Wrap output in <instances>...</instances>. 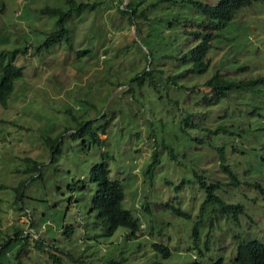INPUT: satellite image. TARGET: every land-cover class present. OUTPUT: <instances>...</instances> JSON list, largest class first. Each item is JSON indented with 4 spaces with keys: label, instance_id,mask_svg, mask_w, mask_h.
<instances>
[{
    "label": "rangeland",
    "instance_id": "1",
    "mask_svg": "<svg viewBox=\"0 0 264 264\" xmlns=\"http://www.w3.org/2000/svg\"><path fill=\"white\" fill-rule=\"evenodd\" d=\"M3 1L7 7V20L0 17L3 44L28 47L15 58L23 66L22 77L14 81L5 104H0V244L7 242L0 251V264H105L122 257L114 264H147L153 259L159 264H216L217 259L221 260L218 264H230L228 256L232 249L234 252L236 241L256 239L264 243V79L250 88L233 89L234 100L189 106L196 112L191 118L201 120L203 127L213 123L227 129L225 132L197 127L184 128L183 132L164 111H154L152 125L146 128L149 114L141 116L138 112L149 111L148 103L138 108L130 95H122L123 101L112 96L124 86L113 88L105 100L102 98L111 87L105 80H124L139 71L146 64L143 53L149 48L144 37L136 34L135 26L112 6L117 0H78L99 4L95 10L83 8L69 21L74 27L73 48L89 47L92 51L75 63L73 50L64 44L44 49L43 54L34 51L44 33L54 27V18L40 15L38 8H65V0ZM260 9L262 16L264 0L238 11L236 19L243 22L237 24L234 33H223L222 29V48L211 50V66L206 71L189 79L188 67L163 60L166 74L178 70L185 85L194 83L199 90L207 91L201 82L228 54L229 59L219 70L223 75L236 79L264 76V39H260L263 34L254 24ZM191 40L189 36L185 46L192 44ZM232 41L237 43L233 46ZM225 42L231 45V52L225 51ZM199 95L196 91L193 94ZM90 102L102 110L107 103L119 112L126 108L105 133H99L101 138L106 136L101 147L69 136L76 122L64 108H70L76 117L87 111L92 115ZM182 102L187 105V100ZM137 109L140 119L133 116ZM158 117L166 124L161 125ZM55 136L56 151L43 143L44 138ZM162 140L172 146L173 156L164 155L165 149L158 147L162 156L149 181L141 176L142 169L151 148ZM103 150L109 154V176L123 187L121 205L139 216L141 226L134 231L136 238H127L128 228L120 226L112 234L103 235L93 224L94 212L89 211L88 200L94 183L88 180V168L101 158ZM221 157L235 180L221 170ZM33 161L38 165L31 171ZM199 174L206 182L222 183L213 193L224 203L242 206L236 218L221 214L216 202L199 210L205 196ZM144 198L148 212L140 213L139 203ZM144 216L148 219L143 220ZM210 220L213 225L206 244ZM196 221L199 238L194 244L191 228ZM65 224L73 225L70 235L63 233ZM18 230L22 233L14 239ZM28 230L38 238L27 235ZM25 236L28 244H24ZM37 242L43 250L34 245ZM151 242L166 245L169 255L162 257L152 249ZM50 252L59 254L60 261H54Z\"/></svg>",
    "mask_w": 264,
    "mask_h": 264
},
{
    "label": "trees",
    "instance_id": "2",
    "mask_svg": "<svg viewBox=\"0 0 264 264\" xmlns=\"http://www.w3.org/2000/svg\"><path fill=\"white\" fill-rule=\"evenodd\" d=\"M256 1L258 0H127L123 4L122 0H117L114 4L111 3L119 13L126 16L128 24L135 26L136 34L144 37L149 48L143 53L146 64L139 71L134 72L124 80H105L111 87L107 88H110V91L107 90L104 94L102 93V98L105 100L113 88L122 85L124 86L123 88L112 94L115 99H121L123 101L125 98L122 99V95H130L132 98L134 97L133 101H135L138 108L143 104L148 103L150 105L149 111L140 112L137 109L133 112V116L137 118H139L138 113L141 116L145 115V113L149 114L145 120L146 128L152 125L153 119H150V117L156 111H160V113L164 111L171 118V123L176 124V121L178 122V128L183 132L184 128L189 127L207 129L209 132H225L227 129L221 125L214 126L213 123L209 128H206V126L203 127L201 120L197 121L193 117L191 118L196 112L192 110V107L189 108V106H205L219 100H234L236 97L233 98V89L242 90L247 87L250 88L263 80L264 76L236 79L223 75L219 70L224 66L222 64H225V61L229 59L227 57L228 54H224L226 59L221 58L220 66H213L215 67L213 73L201 82L202 85L208 87L207 91H203L197 88V84L185 85L181 82L179 77L181 73L178 70L166 74V69L162 62L163 60L178 62L177 64L173 63V65L188 67L186 70L192 73L188 76L189 79L203 73L211 66L209 63L211 50L222 48L219 46V42L225 39L221 36L222 29H224L223 33L227 30L234 33L237 24L243 22H238L236 19L238 11L255 4ZM65 2L67 3V7L65 8L56 5H45L38 8L40 15H47L54 18V27L44 33L40 41L34 46V51L37 54H43L44 49L50 50L54 46L64 44L65 47L73 50L75 57L72 61L75 63L84 56H90L92 51L89 47L73 48L74 27L69 24V21L73 15L80 13L85 7L95 10L99 1L82 2L78 0H65ZM6 9L5 2L0 0V17L3 21L7 20L5 17ZM259 14L260 16L254 24L258 32L263 34V37L260 39H264V15L262 14L261 16V9L259 10ZM3 30H0V32ZM189 36L192 38V44L185 46L188 45L187 41ZM3 38L4 36L0 35V104L4 105L13 89L14 81L21 78L23 73V66L17 64L15 58L18 53H23L27 50L28 46L16 45L6 47L3 44ZM235 43L237 42L235 41ZM235 43L233 41L231 42L233 46ZM227 44V42L224 44L226 46L225 51L231 52V45ZM101 81H104V79ZM195 91L200 92L199 97L193 96ZM182 100H187V105L184 106ZM87 104L94 114L91 115L88 111L83 112L78 115L79 118L71 114L70 108H64L65 114L69 115L70 119L76 122L75 129L70 131L69 136L73 138L82 137L83 140L85 139L87 142L101 147L105 143L106 136L105 138H101L99 133H105L107 127L115 119L117 114L119 115L123 110L126 111V108H121L119 112V110H115L113 106H110L111 103H107L103 110L101 106L97 107L92 102ZM158 118V121L162 122L161 125L166 124L164 119ZM63 131H66V128ZM241 131L243 129L237 130V132ZM151 135H153L152 132ZM236 135L237 133L235 131L234 136ZM57 141L58 136H55V138L46 137L43 143L45 142L50 150L53 149L56 151L59 149L58 145H56ZM157 142L151 148L150 157L142 169L141 176L149 181L152 180L155 165L158 162L160 163L159 156H162L158 152V147L162 146L165 149L164 155L173 156L172 146L167 144L166 140H162L158 144ZM217 149L218 153L222 151V147ZM100 155L101 158L93 162L88 168V180L94 183L92 193L88 200V209L94 212L93 224L100 227L103 235L112 234L120 226L128 228L129 231L126 233L127 238L129 236V238H136L134 231L141 226L139 216L138 214H133L130 209L121 205L124 195L123 187L118 179L109 176L107 162L109 154L103 150L100 152ZM220 159L219 166L221 170L224 173L226 172L231 180H235L228 165L222 161V157ZM37 165V162L33 161L30 166L31 171H34ZM197 178L205 192L204 199L199 206L200 211H203L207 204L216 202L220 206L218 210L221 214H230L232 217L234 216L233 218H236L237 214L242 212V206L240 204L224 203L213 193V189L221 185V182L218 180L206 182L201 174L197 175ZM139 210L142 211L140 213L148 212L145 198L139 203ZM175 212L186 215L178 209H175ZM147 219V216H144L143 220ZM197 225L198 221L194 222L191 228V237L194 244H196L199 238ZM212 225L213 222L210 220L207 231L205 232L206 244ZM62 227L63 233L66 235H70L73 231L72 224H65ZM21 233L22 231L20 230L16 231L13 238L15 239ZM26 234L32 238H38V236H31L30 231H26ZM25 237V243H23L28 244V238L27 236ZM9 238L13 239L12 237ZM5 244H0V251ZM206 244L205 247L207 248ZM34 245L38 249L43 250V246L39 242L34 243ZM150 245L162 257H166L170 253L169 248L162 243L151 242ZM234 247V252L232 249L228 256L230 264H264L263 242L256 239L238 240ZM48 255L53 257V260L56 262H59L61 259V256L57 253L50 252ZM123 259V257L118 260L110 259L105 264H114ZM220 261V259H217L216 264ZM195 263L191 262L190 264ZM147 264H159V262L153 259Z\"/></svg>",
    "mask_w": 264,
    "mask_h": 264
},
{
    "label": "clouds",
    "instance_id": "3",
    "mask_svg": "<svg viewBox=\"0 0 264 264\" xmlns=\"http://www.w3.org/2000/svg\"><path fill=\"white\" fill-rule=\"evenodd\" d=\"M28 231H30V230H28ZM30 232H31V235H32V232H33V231H30Z\"/></svg>",
    "mask_w": 264,
    "mask_h": 264
}]
</instances>
